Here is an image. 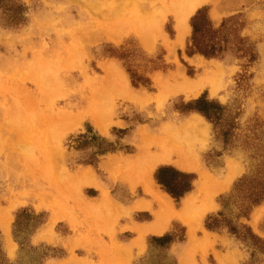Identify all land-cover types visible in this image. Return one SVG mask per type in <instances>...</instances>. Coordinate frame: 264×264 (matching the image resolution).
I'll return each mask as SVG.
<instances>
[{
    "label": "rangeland",
    "instance_id": "rangeland-1",
    "mask_svg": "<svg viewBox=\"0 0 264 264\" xmlns=\"http://www.w3.org/2000/svg\"><path fill=\"white\" fill-rule=\"evenodd\" d=\"M17 1L26 7L19 27L7 26L0 10V246L8 264H264V202L239 217L246 190H234L241 178L257 173L264 157V0H208L189 18L190 33L181 43L173 0H99L96 6L93 0ZM99 2L102 9H96ZM202 8L215 26L242 15L238 29L248 52L189 56L190 21ZM105 27H117L116 41ZM174 45L171 53L168 46ZM179 67L188 79L207 78L198 92L172 79ZM112 68L127 74L132 97L113 86ZM95 95L106 101L99 109L104 131L87 114ZM204 95L224 108L220 124L183 112L182 105ZM193 115L209 125L193 141L195 162L186 168L159 165L153 175L156 188L167 193L155 178L160 167L193 174V189L179 201L167 193L176 214L163 234H148L139 250L133 246L137 228L154 220L156 207H133L152 198L141 180L145 165L132 162L141 147L166 129H181ZM107 146L114 150L98 153ZM150 147L152 155L156 149ZM230 171H236L232 182L194 220L191 239L181 211L185 197L196 198L198 208L201 174L223 183ZM233 194L223 207L222 198ZM221 212L257 239L207 229V219ZM166 234L175 235L172 243H151Z\"/></svg>",
    "mask_w": 264,
    "mask_h": 264
},
{
    "label": "bare ground",
    "instance_id": "bare-ground-1",
    "mask_svg": "<svg viewBox=\"0 0 264 264\" xmlns=\"http://www.w3.org/2000/svg\"><path fill=\"white\" fill-rule=\"evenodd\" d=\"M98 1L99 0H93V3L95 4V6L98 3ZM207 1L208 0H173L172 1L171 5L176 10L175 13H176V19L178 22V25H176V27H178V30H179V35H178V38L176 41L177 43L183 42L184 36L186 34L190 33V27L188 24L189 18L195 13V11L201 5H203ZM120 2H122V1H120ZM170 2H171V0H170ZM98 7L99 8H96V9H102L103 8L101 2H99ZM96 9H95V11H96ZM123 10H125V9H123ZM212 11H213L212 16L214 18L218 17L219 12H220L219 5H215V7L213 8ZM96 13L97 12H94L95 15H96ZM110 13H112V12H110ZM132 13H134V12H132ZM116 14H118V13H116ZM128 14H129V12H128ZM102 15H103V13H102ZM131 16H132V14H131ZM161 16H163V15L161 14ZM140 23L144 24V22H140ZM146 25L147 24L145 23V26ZM156 25H158V24H156ZM116 28L117 27H114L113 29L106 31V27H105L104 29L106 32H104V31L103 32L108 38H110L111 40L115 39V41H116L115 37H117V33H119V32H117L118 30ZM158 29H159V27H158ZM159 32H160V30H159ZM156 34H157V31H156ZM162 34L163 33H161L160 36ZM157 36H159V35L157 34ZM164 39H167V38L165 37ZM168 47H169V50L171 53L173 51H175L174 50L175 45L174 46H168ZM112 69L113 70H110V74H111V76L113 74L114 78H115V79L114 78L111 79V81L114 82L113 86L117 87V89H120V92H121V90H123L124 92H127L132 97L134 95V93L130 88L129 80H127V76H126L127 74L125 75L124 72H122L121 70H119L117 68H112ZM179 69H180V67L178 68L176 73H174L171 76L172 79L176 82V84L183 85L185 87V89H188L194 93L198 92L201 89V87L205 84L204 79H207V78H204V79L200 78L199 80L194 81V80L188 79L186 77L187 75L185 76L183 74V72H181ZM168 78H169V76H168ZM161 81H163V80L161 79ZM109 84H111V83H109ZM161 86H162V84H161ZM172 87H173V85L171 86V88ZM168 88H170V87H168ZM216 90H217V88L213 87L212 92H215ZM168 91H169V89H168ZM175 92H179V91H175ZM100 97H102V96H100ZM100 97L95 95L93 98L91 97V100L87 101V108L90 110L87 114L93 119L96 126L99 127L98 129L104 131V130H106V120H104V113L100 112L99 109L102 108L103 105L105 106L106 101L104 102L105 99L102 100ZM208 127H209V125H208L207 121L202 116H200V115L194 116L193 115V117L191 119H189L183 125V127L181 129H179V130H176V129L175 130H168V129H166L163 135H160L157 138H153L151 143L148 142L150 145L153 144V148L155 147V149H156L155 152L152 153V155L150 154L151 147L149 148V144L148 145L146 144L144 147L139 146V147H141L142 153L140 156L136 157L132 163L138 167H143L145 165L143 170H142L143 174L141 176V180L143 182V187L145 189V192L153 199V201L155 203L154 206H157V208L154 212L155 220L152 222V224L148 227H145L144 230H141L142 228L140 229V227L138 228V231H139L138 234H140V235H138V237L140 236V238L139 239L137 238L138 240L135 242V245L138 247L139 250L144 247V241H145L144 239H146L145 238L146 234H149V233L150 234H156V235L163 234L168 228L169 221L171 220V217L175 216V214H176L174 211L175 208H174L173 201H172L171 197L169 195H167L166 193H164L163 191H160L159 189L156 188V182L154 181V178H153V175H154L156 168L159 165H163V164H175V165H179L180 167H183V168L190 167V165L192 164L191 162H193V160L195 159L194 158L195 154L193 152L195 142H193V141L196 139L197 136L207 133ZM142 135H143L145 140H147V138L149 137L148 133L146 131L142 132ZM200 140H202V138H200ZM198 142H199V140H198ZM201 143L203 144V142H201ZM147 156H148V158H146ZM175 157H178V159L176 158L178 161H174ZM131 164H129V165H131ZM235 174H236V171H230L228 174V178L223 183H218L216 180H214L212 177H210L207 174H201L202 180H201V182L199 184L200 186L198 188L199 189L198 194L203 196L202 197L203 199L201 201V205L198 206V208H197L195 206L196 202L194 201V199H196V198L187 196L184 200L183 210H181L182 214L184 215L183 218L187 220L186 222H187V225L189 228L188 231H189V236L191 237V239L194 237L193 233L196 232V231H194V228L196 226V225H194V224H196V222L194 223V220L199 221L200 218H203L205 213L211 209V201L214 202V200H212L214 198V195H216L217 192L219 193V191H222L225 188H228V186L232 182ZM85 176H86V174H85ZM83 178H85V177H83ZM139 182H141V181H139ZM132 186H134V184H132ZM196 204H198V203H196ZM152 206H153L152 203H140V204L136 205V208L152 209L153 208ZM193 212H195V215H190ZM260 215H261L260 211L253 214L254 225L257 223V221H259ZM10 221H11V219H8V220H5L3 222L4 228H7L9 226ZM222 263H223V260H222Z\"/></svg>",
    "mask_w": 264,
    "mask_h": 264
},
{
    "label": "trees",
    "instance_id": "trees-1",
    "mask_svg": "<svg viewBox=\"0 0 264 264\" xmlns=\"http://www.w3.org/2000/svg\"><path fill=\"white\" fill-rule=\"evenodd\" d=\"M0 10L6 15L5 23L7 26L19 27L26 21L24 16L26 7L17 0H0ZM241 16L240 14L231 16L224 19L219 26H215L209 18L207 9H199L190 21L192 33L187 45L188 55L200 54L210 59L223 57L226 53L232 51L246 54L248 52L244 46L246 39L239 35L238 29ZM182 108L184 113H200L215 125L220 124L224 118V108L221 104L215 100L208 99L206 95L187 105H182ZM81 138H87V136H81ZM113 150L109 146L101 147L98 153L104 154ZM262 158L263 161H261L254 176L243 177L235 184L234 190H246L240 198L239 217H247L253 207L264 202V157ZM155 178L158 184L177 201L192 191L193 182L196 179L193 174L166 166L157 170ZM233 196L234 194L227 198H222L223 207L228 204ZM206 228L212 231L226 228L230 233L243 239L248 237L253 241L257 239L246 225H230L222 212L217 216H210L206 221ZM174 239V234H166L162 237H153L151 243L154 242L163 247L167 243H172ZM8 262L0 246V264H8Z\"/></svg>",
    "mask_w": 264,
    "mask_h": 264
},
{
    "label": "crops",
    "instance_id": "crops-1",
    "mask_svg": "<svg viewBox=\"0 0 264 264\" xmlns=\"http://www.w3.org/2000/svg\"><path fill=\"white\" fill-rule=\"evenodd\" d=\"M163 165H164V164H163ZM156 187H157V186H156ZM164 193H165V192H164ZM166 194H167V193H166ZM167 195H168V194H167ZM185 198H186V197H185ZM171 199H172V198H171ZM142 201H143V202H142ZM172 201H173V200H172ZM153 202H154L153 199H152V202H148V201H145V200H140V201H137V202L134 204L133 207H134L135 209H138V210H143L144 208H143V209H142V208H136V205H137V204H140V203H152V205H153L152 207H156V208H157V206H154L155 203H153ZM173 205H174V202H173ZM156 208H155V209H156ZM174 208H175V207H174ZM145 209H148V208H145ZM152 209H153V208H152ZM153 218H154V220H155L154 213H153ZM154 220H153V221H154ZM153 221H152V222H153ZM152 222L149 223V224H145V225L141 226L140 229L142 228L141 230H144V228L150 226V225L152 224ZM138 228H139V227H138ZM138 228H137V232L139 233ZM140 229H139V230H140ZM167 229H168V228H167ZM149 234H150V233H149ZM138 235H140V234H138ZM147 235H148V234L145 235V238H146ZM139 238H140V236L138 237V239H139ZM138 239H136V240L133 241V246L136 247L137 249H138V247L135 245V242H136ZM144 240H145V239H144ZM142 249H143V248H142ZM140 250H141V249H140ZM77 261H78V260H77ZM78 262H79V261H78ZM64 264H67V263H64Z\"/></svg>",
    "mask_w": 264,
    "mask_h": 264
}]
</instances>
